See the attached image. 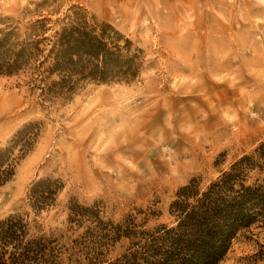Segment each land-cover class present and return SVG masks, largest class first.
<instances>
[{
	"label": "rangeland",
	"instance_id": "374dc122",
	"mask_svg": "<svg viewBox=\"0 0 264 264\" xmlns=\"http://www.w3.org/2000/svg\"><path fill=\"white\" fill-rule=\"evenodd\" d=\"M128 1L0 0V27L15 23L21 39L40 18L51 35L79 7L143 51L135 81L88 82L68 100L43 99L29 70L0 75V148L24 124L39 128L0 187V221L28 213L58 264L103 250L94 225L92 236L88 222H68L69 206L93 207L105 223L166 224L179 187L206 185L264 143V0ZM42 177L63 188L35 216L27 191ZM126 245L113 242L105 258ZM217 264H264V227L240 233Z\"/></svg>",
	"mask_w": 264,
	"mask_h": 264
},
{
	"label": "trees",
	"instance_id": "16d2710c",
	"mask_svg": "<svg viewBox=\"0 0 264 264\" xmlns=\"http://www.w3.org/2000/svg\"><path fill=\"white\" fill-rule=\"evenodd\" d=\"M73 8L48 36L46 18L30 22L22 39L15 23L0 27V75L29 70L45 100H68L88 82L135 81L143 67V51L110 24ZM38 132L36 123H26L0 148V187L11 179ZM62 188L60 180L51 177L32 182L27 201L34 215L52 206ZM98 214L93 207L69 206L68 222H88L86 233L92 236L94 225L102 242L103 250L96 256L93 248L84 254L85 264H217L240 233L264 227V143L206 185L191 178L179 187L166 224L146 229L132 217L105 223ZM121 239L127 240L124 250L105 258L108 247ZM52 241L28 213L10 214L0 221V264H58L48 245Z\"/></svg>",
	"mask_w": 264,
	"mask_h": 264
},
{
	"label": "bare ground",
	"instance_id": "6f19581e",
	"mask_svg": "<svg viewBox=\"0 0 264 264\" xmlns=\"http://www.w3.org/2000/svg\"><path fill=\"white\" fill-rule=\"evenodd\" d=\"M126 1V0H125ZM131 1V0H130ZM130 1H128V2H130ZM109 5V4H108ZM111 5V4H110ZM114 5V4H113ZM112 6V5H111ZM108 13V12H107ZM131 14V13H130Z\"/></svg>",
	"mask_w": 264,
	"mask_h": 264
}]
</instances>
